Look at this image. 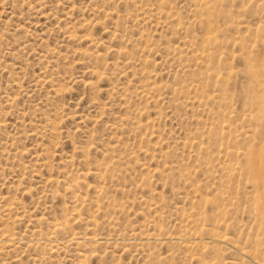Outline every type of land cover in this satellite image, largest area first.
I'll return each mask as SVG.
<instances>
[{
  "label": "rangeland",
  "instance_id": "1",
  "mask_svg": "<svg viewBox=\"0 0 264 264\" xmlns=\"http://www.w3.org/2000/svg\"><path fill=\"white\" fill-rule=\"evenodd\" d=\"M0 264H264V0H0Z\"/></svg>",
  "mask_w": 264,
  "mask_h": 264
},
{
  "label": "bare ground",
  "instance_id": "2",
  "mask_svg": "<svg viewBox=\"0 0 264 264\" xmlns=\"http://www.w3.org/2000/svg\"><path fill=\"white\" fill-rule=\"evenodd\" d=\"M14 238L13 237H8V238H6L5 240H4V242L6 243V244H12V243H14Z\"/></svg>",
  "mask_w": 264,
  "mask_h": 264
}]
</instances>
